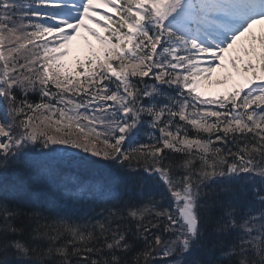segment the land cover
<instances>
[{"label": "snow or ice", "instance_id": "6c2138e0", "mask_svg": "<svg viewBox=\"0 0 264 264\" xmlns=\"http://www.w3.org/2000/svg\"><path fill=\"white\" fill-rule=\"evenodd\" d=\"M0 264H264V0H0Z\"/></svg>", "mask_w": 264, "mask_h": 264}, {"label": "rangeland", "instance_id": "374dc122", "mask_svg": "<svg viewBox=\"0 0 264 264\" xmlns=\"http://www.w3.org/2000/svg\"><path fill=\"white\" fill-rule=\"evenodd\" d=\"M260 28L261 26H255L254 27V31L259 33L260 31ZM248 42V34H246L244 37L241 38L240 41L237 42V45H236V48H234L232 50L231 53L229 54H226V55H232V56H236L238 54H240L238 52V49H240L243 45H246ZM85 44H84V41L81 40V39H77L76 41L73 42V45H72V51L70 52V55H69V63L71 64L72 62H74V59L76 58L75 56V50L78 49V52L79 50H81L80 53L83 52V48H84ZM84 54V52H83ZM227 62V61H226ZM231 68L229 67L228 69H217V71L213 74V77H212V80L213 81H216L217 79H224L226 74L228 72H231ZM240 78L239 77H234V80L233 81H229V84L226 86L224 84H217V83H212L211 85H208V84H204L201 86V90L204 91L206 94H210V92L212 91L213 94H217L219 92H222L226 89V87H231L232 84L235 82V81H238Z\"/></svg>", "mask_w": 264, "mask_h": 264}]
</instances>
